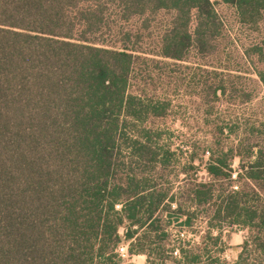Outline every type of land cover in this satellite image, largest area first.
I'll return each instance as SVG.
<instances>
[{"label": "trees", "instance_id": "obj_1", "mask_svg": "<svg viewBox=\"0 0 264 264\" xmlns=\"http://www.w3.org/2000/svg\"><path fill=\"white\" fill-rule=\"evenodd\" d=\"M219 2L262 31L247 53L257 66L264 0H0V264H125L122 242L145 264H264V146L237 179L232 150L208 151L206 176L193 174L186 190L192 206L246 229L237 259L208 249L205 240L219 239L210 227L200 243L175 248L164 216L183 215L190 226L193 213L150 180L171 152L158 150L144 123L165 109L131 90L139 61H162L100 36L112 18L168 11L157 55H212L223 34ZM256 73L264 84V70ZM225 92L213 89L217 98ZM223 181L239 185L225 190Z\"/></svg>", "mask_w": 264, "mask_h": 264}, {"label": "rangeland", "instance_id": "obj_2", "mask_svg": "<svg viewBox=\"0 0 264 264\" xmlns=\"http://www.w3.org/2000/svg\"><path fill=\"white\" fill-rule=\"evenodd\" d=\"M215 7L223 22V34L212 55L201 56L191 48L182 61L158 56L160 37L173 16L168 11L136 16L127 22L112 18V28L100 36L108 44H125L162 61H139L131 90L141 94L145 103L165 109L162 116L148 115L144 121L153 129L151 142L161 153L171 152L169 160L152 172L150 180L169 188L182 209L193 213L190 226L184 223L183 215L164 216L165 221H170L167 229L171 243L175 248H190L201 242L210 227L212 236L219 239L216 243L205 240L208 249L232 262L237 259L246 229L228 219H214L209 206H192L186 190L196 178L193 174L206 176L208 151L232 150L227 160L233 169L232 179H237L242 164H247L259 146H264V84L256 73L264 70V61L254 66L247 58L262 31L242 24L234 6L219 2ZM218 84H223L226 92L217 98L213 89ZM221 183L225 190L239 185ZM120 246L125 247V251H119L125 264L146 263L145 255L128 253V243Z\"/></svg>", "mask_w": 264, "mask_h": 264}, {"label": "built area", "instance_id": "obj_3", "mask_svg": "<svg viewBox=\"0 0 264 264\" xmlns=\"http://www.w3.org/2000/svg\"><path fill=\"white\" fill-rule=\"evenodd\" d=\"M123 252V251H125V247L124 246H119V248H118V252ZM127 251V250H126ZM122 256V255H121Z\"/></svg>", "mask_w": 264, "mask_h": 264}]
</instances>
